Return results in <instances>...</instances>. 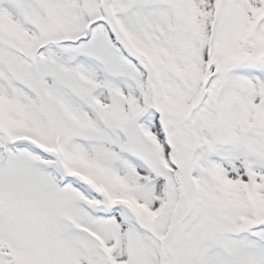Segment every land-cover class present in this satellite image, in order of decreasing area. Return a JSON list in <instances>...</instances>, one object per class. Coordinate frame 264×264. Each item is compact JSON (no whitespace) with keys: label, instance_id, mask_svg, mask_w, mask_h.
<instances>
[{"label":"snow or ice","instance_id":"snow-or-ice-1","mask_svg":"<svg viewBox=\"0 0 264 264\" xmlns=\"http://www.w3.org/2000/svg\"><path fill=\"white\" fill-rule=\"evenodd\" d=\"M0 264H264V0H0Z\"/></svg>","mask_w":264,"mask_h":264}]
</instances>
